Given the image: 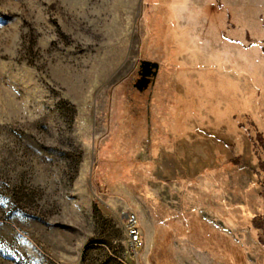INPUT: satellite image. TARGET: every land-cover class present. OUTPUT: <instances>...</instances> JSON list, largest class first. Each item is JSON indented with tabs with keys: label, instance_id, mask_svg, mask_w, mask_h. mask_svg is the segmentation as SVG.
<instances>
[{
	"label": "rangeland",
	"instance_id": "rangeland-1",
	"mask_svg": "<svg viewBox=\"0 0 264 264\" xmlns=\"http://www.w3.org/2000/svg\"><path fill=\"white\" fill-rule=\"evenodd\" d=\"M0 264H264V0H0Z\"/></svg>",
	"mask_w": 264,
	"mask_h": 264
},
{
	"label": "built area",
	"instance_id": "built-area-1",
	"mask_svg": "<svg viewBox=\"0 0 264 264\" xmlns=\"http://www.w3.org/2000/svg\"><path fill=\"white\" fill-rule=\"evenodd\" d=\"M124 229L128 239V244L135 251L141 245L140 221L133 212L124 214Z\"/></svg>",
	"mask_w": 264,
	"mask_h": 264
},
{
	"label": "flooded vegetation",
	"instance_id": "flooded-vegetation-1",
	"mask_svg": "<svg viewBox=\"0 0 264 264\" xmlns=\"http://www.w3.org/2000/svg\"><path fill=\"white\" fill-rule=\"evenodd\" d=\"M144 63H142V61H140L139 63V69L137 71V76L138 79L136 80L135 86L139 89V90H144L147 89L149 86H153L154 84V80L155 77L157 75V72L155 70V68L151 65L146 66L147 62L150 61H143ZM150 63H155V62H150ZM156 72V74L154 75V73Z\"/></svg>",
	"mask_w": 264,
	"mask_h": 264
},
{
	"label": "water",
	"instance_id": "water-1",
	"mask_svg": "<svg viewBox=\"0 0 264 264\" xmlns=\"http://www.w3.org/2000/svg\"><path fill=\"white\" fill-rule=\"evenodd\" d=\"M142 63H144V62L142 61ZM149 65L153 66V67L155 68L156 72H157V70H158V64H157V63H150V62H147V63H146V66L149 67ZM156 72L154 73V75L156 74Z\"/></svg>",
	"mask_w": 264,
	"mask_h": 264
}]
</instances>
